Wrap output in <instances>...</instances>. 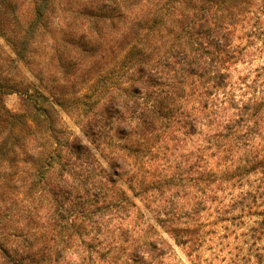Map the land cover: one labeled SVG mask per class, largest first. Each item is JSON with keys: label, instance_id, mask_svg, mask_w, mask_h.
<instances>
[{"label": "trees", "instance_id": "16d2710c", "mask_svg": "<svg viewBox=\"0 0 264 264\" xmlns=\"http://www.w3.org/2000/svg\"><path fill=\"white\" fill-rule=\"evenodd\" d=\"M258 2L0 0L14 54L0 53V264H155L165 251L150 237L114 256L105 229L131 235L118 180L178 245H201L206 211L251 209L241 187L264 175V67L236 75L237 40L259 22ZM13 93L20 111L6 105ZM43 99L80 124L110 173Z\"/></svg>", "mask_w": 264, "mask_h": 264}, {"label": "rangeland", "instance_id": "374dc122", "mask_svg": "<svg viewBox=\"0 0 264 264\" xmlns=\"http://www.w3.org/2000/svg\"><path fill=\"white\" fill-rule=\"evenodd\" d=\"M260 1L257 6L262 8V6L264 7V1ZM261 10L257 25L254 26L251 19L249 26H247L255 27V33H250L253 29L247 27L240 28L238 31L242 38L240 37L237 43L245 45L246 60L238 63L239 72H236V75H239V73H252L254 75L257 69L261 70L264 67V8ZM247 34L251 35V38L247 37L249 36ZM0 53L8 59L14 57L10 47L1 37ZM19 74L34 91H39L41 95H49L22 64L19 68ZM43 101L56 115L68 136L82 141L84 147L103 173H110L107 161L85 139L80 124L57 103L46 99H43ZM6 105L14 111L22 109L20 98L16 93L6 97ZM113 185L118 192L124 193L128 198L132 209V215L124 221V223L130 225V234L132 235H130V238H127V235L123 238L118 227L112 226L110 227L111 230L105 229L107 233L118 240V244H112V249L114 250V256H119L120 261L126 258V253L132 248V244L134 245L135 238L139 236L157 240L160 247L164 249L165 254L158 257L155 264H255L256 257L254 255L259 252L264 253V225L261 227L258 224L263 218L260 213L264 211V196H259L264 191V175L262 174H252L246 184L241 187L243 190L250 191L251 195H248L250 201L255 200V202L252 201L250 210L239 211L236 209L227 214V220H220L221 215H218L216 210H209L204 213L202 221L210 223V225L203 228L206 234L204 235V241L198 247L178 245L158 223L154 213L139 198L133 195L123 181L118 180ZM234 192L236 195L239 188L237 187ZM229 217H232V219ZM114 222L115 219L112 223Z\"/></svg>", "mask_w": 264, "mask_h": 264}]
</instances>
